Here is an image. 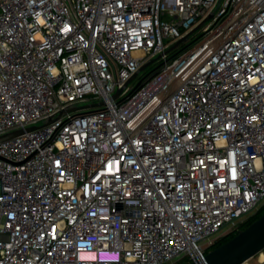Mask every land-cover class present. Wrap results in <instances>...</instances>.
Wrapping results in <instances>:
<instances>
[{
    "label": "built area",
    "instance_id": "obj_1",
    "mask_svg": "<svg viewBox=\"0 0 264 264\" xmlns=\"http://www.w3.org/2000/svg\"><path fill=\"white\" fill-rule=\"evenodd\" d=\"M17 129L0 264L203 260L264 206V0H0Z\"/></svg>",
    "mask_w": 264,
    "mask_h": 264
},
{
    "label": "water",
    "instance_id": "obj_2",
    "mask_svg": "<svg viewBox=\"0 0 264 264\" xmlns=\"http://www.w3.org/2000/svg\"><path fill=\"white\" fill-rule=\"evenodd\" d=\"M203 23L204 22L200 23L184 37L177 40L175 44L169 50H167V52L174 50L180 44L186 42L189 36L192 33H194L196 30H198ZM161 56L162 54H159L155 58H152L151 60L146 62L143 66H141V68L134 75V77L140 71L145 70L149 65L160 59ZM119 92L120 90H118L115 95H117ZM72 110H75V108L64 109L62 110L61 114ZM52 120L53 118H49L47 123L51 122ZM37 127L38 126H31L28 127L26 130L36 129ZM24 131L25 129H17L9 133H6L4 135H0V141H4L13 138L15 136H18L22 134ZM263 251H264V212L246 227L239 228L231 238L209 250L205 254L203 260L191 261L186 264H243Z\"/></svg>",
    "mask_w": 264,
    "mask_h": 264
},
{
    "label": "rangeland",
    "instance_id": "obj_3",
    "mask_svg": "<svg viewBox=\"0 0 264 264\" xmlns=\"http://www.w3.org/2000/svg\"><path fill=\"white\" fill-rule=\"evenodd\" d=\"M164 19L169 20L170 18L166 15V16H164ZM198 37H199V33H198V31H197L195 34H193V35L191 36L189 42H190V41H195ZM184 45H185V44L181 45L178 49L182 48ZM178 49H177V50H178ZM177 50H175V51H177ZM175 51H174V52H175ZM174 52H172V53H174ZM159 63H160V62H159V60H158V61L154 62L153 64L149 65L145 70H143V71L140 73V75H139V77H138L137 79H139V78L142 77L143 75L147 74L151 69H153L154 67H156ZM223 232H225V230H224ZM223 232H222V233H223ZM226 234H227V233H226ZM229 234H230V236H233V235L235 234V232H232V233H229ZM229 234H227V235H229ZM210 250H211V249H210ZM208 251H209V250H208ZM263 252H264V251H263ZM258 260H259V256L257 255V256L253 257V258L250 260V263H251V264H259ZM186 263H187V258H176V259H175L173 262H171L170 264H186Z\"/></svg>",
    "mask_w": 264,
    "mask_h": 264
},
{
    "label": "trees",
    "instance_id": "obj_4",
    "mask_svg": "<svg viewBox=\"0 0 264 264\" xmlns=\"http://www.w3.org/2000/svg\"><path fill=\"white\" fill-rule=\"evenodd\" d=\"M263 212H264V206L256 214H254L248 220H246L245 222H243L240 225V228H244L247 225H249L252 221H254L256 218H258ZM234 232H236V231H234ZM231 237L232 236H230V234L229 235L222 236L221 238H219V239L216 240V242L209 248V250L212 249V248H214V247H216V246H218V245H220V244H222L223 242H225L226 240H228Z\"/></svg>",
    "mask_w": 264,
    "mask_h": 264
},
{
    "label": "bare ground",
    "instance_id": "obj_5",
    "mask_svg": "<svg viewBox=\"0 0 264 264\" xmlns=\"http://www.w3.org/2000/svg\"><path fill=\"white\" fill-rule=\"evenodd\" d=\"M260 260H264V252H261L260 254H258Z\"/></svg>",
    "mask_w": 264,
    "mask_h": 264
}]
</instances>
